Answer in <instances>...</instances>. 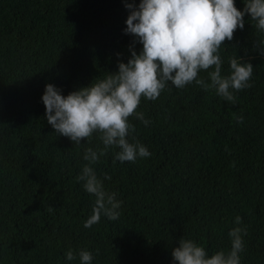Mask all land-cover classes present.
<instances>
[{
	"label": "trees",
	"instance_id": "trees-1",
	"mask_svg": "<svg viewBox=\"0 0 264 264\" xmlns=\"http://www.w3.org/2000/svg\"><path fill=\"white\" fill-rule=\"evenodd\" d=\"M126 2L141 0H0V264H80L81 250L92 264H174L182 237L209 255L229 251L237 216L247 228L241 264H264V31L250 13L220 56L223 76L230 58L251 62L252 86L234 93L235 104L195 82L142 97L137 111L150 123L129 117L128 139L151 155L113 163L112 147L93 165L123 203L117 220L84 227L95 196L76 177L85 150L103 144L98 133L79 145L57 134L42 96L48 83L67 96L128 61ZM235 2L243 11L245 0ZM211 70L198 78L210 83Z\"/></svg>",
	"mask_w": 264,
	"mask_h": 264
},
{
	"label": "clouds",
	"instance_id": "clouds-1",
	"mask_svg": "<svg viewBox=\"0 0 264 264\" xmlns=\"http://www.w3.org/2000/svg\"><path fill=\"white\" fill-rule=\"evenodd\" d=\"M125 6L130 12L124 32L135 38L128 61L119 62L118 71L96 78L67 96L55 84L48 83L42 96L47 121L57 134L77 145L85 138L90 141L94 133L102 141L103 148L85 150L83 159L88 163L76 177L84 182L85 191L95 196L92 214L84 223L86 228L99 223L102 216L117 220L123 203L117 199V193L105 189L93 165L112 147L119 149L114 153L113 163L135 162L138 157L151 155L134 136L135 142L128 139L135 132L129 117L146 126L150 123L137 111L141 98L154 101L169 83L183 89L195 82L205 91L214 89L224 101L235 104L234 93L252 86L254 66L240 56L232 57L230 74L223 76L220 48L225 40L233 39L238 28H244L246 13H250L254 26L264 31V0H245L243 11L237 8L235 0H141L138 6L134 2H126ZM136 43L143 45L139 53ZM256 46L264 55V40L256 42ZM209 69H213L209 71L210 83L198 78L201 70ZM236 120L242 123L244 117L238 116ZM241 221L237 216V227L228 234L229 251L209 255L202 244L182 237L172 252L174 264H241L243 236L247 234V228L240 226ZM79 257L80 264H92L91 251L81 250ZM66 258L72 261L75 253L67 251Z\"/></svg>",
	"mask_w": 264,
	"mask_h": 264
}]
</instances>
